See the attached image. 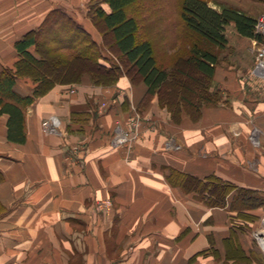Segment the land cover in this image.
Wrapping results in <instances>:
<instances>
[{"label":"crops","instance_id":"crops-1","mask_svg":"<svg viewBox=\"0 0 264 264\" xmlns=\"http://www.w3.org/2000/svg\"><path fill=\"white\" fill-rule=\"evenodd\" d=\"M56 10L102 44L90 0H0V70ZM236 69L216 68L213 86L227 101L197 120L174 119L127 76L112 87L89 76L56 85L28 108L23 144L8 139L0 116V264H264L258 226L233 233L229 206L210 207L179 184L180 174L213 176L264 198V82L254 65L240 80ZM32 88L31 79L16 86L24 95ZM84 112L83 129L70 131L73 113ZM48 119L59 121L57 134L43 133ZM119 131L132 133L129 145L115 144Z\"/></svg>","mask_w":264,"mask_h":264},{"label":"trees","instance_id":"trees-1","mask_svg":"<svg viewBox=\"0 0 264 264\" xmlns=\"http://www.w3.org/2000/svg\"><path fill=\"white\" fill-rule=\"evenodd\" d=\"M163 1L90 0L89 16L101 32L102 44L58 10L20 39L16 43L18 61L0 70V116H8V139L23 144L28 108L56 85L81 84L85 76L97 87L115 86L124 76L142 82L148 87V97L157 96L160 106L176 120L184 112L197 120L203 107L218 106L219 97L211 89L220 64L219 52L228 46L226 29L234 25L241 37L260 42L255 33L257 19L231 7L214 9L211 0ZM183 37L190 40L188 56L179 47ZM157 39L167 44L166 51L179 43L173 48L177 52L174 67L161 63ZM22 79L33 83L27 95L16 89ZM170 86L177 93L168 90ZM185 90L192 96L183 95ZM89 117V112L73 113L70 131L74 126L83 129ZM179 182L183 188L189 184L200 192L210 207L229 206L235 215L233 233L253 231L258 226L261 217L254 212L264 208L259 192L213 176L199 181L180 174Z\"/></svg>","mask_w":264,"mask_h":264},{"label":"rangeland","instance_id":"rangeland-1","mask_svg":"<svg viewBox=\"0 0 264 264\" xmlns=\"http://www.w3.org/2000/svg\"><path fill=\"white\" fill-rule=\"evenodd\" d=\"M210 5L217 10H221L223 7L235 8L256 19H258L262 14H264V1L262 0H211ZM172 9L175 10L174 4ZM167 30L169 31V29ZM226 35L228 38V46L225 50L219 52V59H220L219 66L220 65L226 67L235 66V68H237L235 70L237 71V79L240 80L244 75H246L249 72V70L252 68L253 65L255 66L258 45L256 44V42L253 43L251 41L243 39V37L237 34L235 28L232 25L227 27ZM169 43L171 46L173 42L169 40ZM179 43L177 42L174 47H176L177 44H179V47L183 52V54L185 56H188L189 55L188 51L190 48V40L183 37L181 39V42ZM155 46L157 49V53L159 54L158 56L160 58L161 63H164L168 67H174L176 63L175 60L176 58L174 56H177V52H174L175 51L173 49L174 47L172 46L173 47L172 49L166 51L165 47L167 46V44L164 41L158 39L155 41ZM191 74H193V68L190 71V75ZM171 88L172 90H174L173 94L177 93L175 91L176 89L174 88V86L168 87V90ZM211 92L217 93L220 103H225V101H227L225 94H223L222 91L216 92L214 86L212 87ZM183 95H187L190 97L192 96L186 90ZM263 215L264 214L260 215V217Z\"/></svg>","mask_w":264,"mask_h":264},{"label":"built area","instance_id":"built-area-1","mask_svg":"<svg viewBox=\"0 0 264 264\" xmlns=\"http://www.w3.org/2000/svg\"><path fill=\"white\" fill-rule=\"evenodd\" d=\"M255 33L261 38V41L255 40L256 44L258 45L257 56H256V63L255 68L253 71V75L257 77L259 80L264 82V14H262L258 19L255 26ZM139 117L132 118L129 122L132 127H136L138 124ZM59 130V121L57 119H48L42 123V131L45 135H55L58 133ZM132 133L126 132L123 133L119 131L118 137L116 139L115 144L119 145H129L131 140ZM252 141L255 145L258 144V141L255 137L252 138ZM100 207H104L108 210L111 207V202L106 201L100 203ZM105 210V211H106ZM264 232V218L261 220L260 224L256 228L253 233V237L256 240L257 244L264 252V239L263 234Z\"/></svg>","mask_w":264,"mask_h":264},{"label":"bare ground","instance_id":"bare-ground-1","mask_svg":"<svg viewBox=\"0 0 264 264\" xmlns=\"http://www.w3.org/2000/svg\"><path fill=\"white\" fill-rule=\"evenodd\" d=\"M262 236H263V239H264V232H263Z\"/></svg>","mask_w":264,"mask_h":264}]
</instances>
